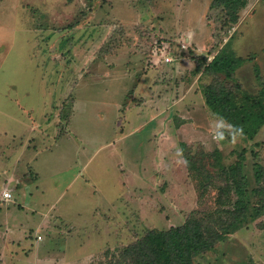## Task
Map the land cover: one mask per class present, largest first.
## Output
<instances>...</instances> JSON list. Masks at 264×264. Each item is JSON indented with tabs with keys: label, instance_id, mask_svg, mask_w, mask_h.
I'll list each match as a JSON object with an SVG mask.
<instances>
[{
	"label": "rangeland",
	"instance_id": "374dc122",
	"mask_svg": "<svg viewBox=\"0 0 264 264\" xmlns=\"http://www.w3.org/2000/svg\"><path fill=\"white\" fill-rule=\"evenodd\" d=\"M212 1H1L0 197L10 180L17 190L0 198V264H110L148 231L236 199L223 166L243 163L256 186L264 125L233 145L204 88L264 87V0L234 25ZM223 50L246 58L234 79L206 69ZM196 262L264 264V215Z\"/></svg>",
	"mask_w": 264,
	"mask_h": 264
},
{
	"label": "trees",
	"instance_id": "16d2710c",
	"mask_svg": "<svg viewBox=\"0 0 264 264\" xmlns=\"http://www.w3.org/2000/svg\"><path fill=\"white\" fill-rule=\"evenodd\" d=\"M248 1L213 0L212 7H221L227 15L224 22L234 25L239 22L240 12ZM245 60L223 50L206 69L234 79L236 70ZM204 94L208 106L230 124L242 127L249 139H253L264 125V87L258 94H251L231 92L224 85H207ZM242 165L223 166L224 174L235 178L238 195L236 199L229 195L228 202L224 201L227 202L225 204L229 203L226 207L201 216L194 212L183 224L169 229H152L126 247L120 257L110 264H197V257L215 249L217 243L228 234L264 215V187L260 185L264 166L259 162L254 163L257 184L249 189L247 177L242 174ZM231 187L230 184L222 187V193L230 194Z\"/></svg>",
	"mask_w": 264,
	"mask_h": 264
},
{
	"label": "clouds",
	"instance_id": "9594fccd",
	"mask_svg": "<svg viewBox=\"0 0 264 264\" xmlns=\"http://www.w3.org/2000/svg\"><path fill=\"white\" fill-rule=\"evenodd\" d=\"M215 115V114H213ZM216 127L219 128H228L231 129V131L226 132L228 134V136L231 139L232 144H236L237 142H239V140L244 138V130L242 127L236 126V125H232L230 124L224 117H217V124ZM213 138L214 140H216L217 142L224 140L225 137V132H218L216 134H213ZM178 163H184L186 164L187 161L186 160H181L178 161ZM5 198H8L9 193L5 192Z\"/></svg>",
	"mask_w": 264,
	"mask_h": 264
},
{
	"label": "crops",
	"instance_id": "0c3cea01",
	"mask_svg": "<svg viewBox=\"0 0 264 264\" xmlns=\"http://www.w3.org/2000/svg\"><path fill=\"white\" fill-rule=\"evenodd\" d=\"M168 51V50H167ZM153 62L156 64V65H153V66H160V65H165L166 63L165 62H159V61H157V60H153ZM41 180H43V179H41V175H40V179H39V181L37 182V186H39V187H37L36 186V188H37V190H39L40 192H42V189H41V186H40V184H38ZM13 183H14V181H8V184L6 185V187L5 188H7V189H9V190H11V192H12V194H13V197L9 200V202L11 203V202H15L14 200V191L15 190H17V189H15V187L13 186ZM31 185V184H30ZM30 185H28V186H26L25 184L23 185V188H25V190L24 191H21L20 189V191L18 190V192H20L21 194H23L24 196L25 195H29V192H30ZM33 186H35L36 185V183H35V185L34 184H32ZM31 185V186H32ZM31 194H33V191L32 192H30ZM24 204V203H23ZM22 203H21V207H22V205H23ZM18 205H20V204H18ZM26 204H25V208H26ZM20 207V206H19ZM20 207V208H21ZM37 210V209H36ZM33 222H35V221H33ZM40 224V223H39ZM15 225H17V224H15ZM15 225L13 226L12 224H11V222H10V220L8 219V217H6V229H7V231L9 230L10 232H8V233H6V236H10L12 233H13V230H14V228H15ZM38 235H40L39 233H38ZM38 235H37V238H38ZM39 260V259H38Z\"/></svg>",
	"mask_w": 264,
	"mask_h": 264
},
{
	"label": "built area",
	"instance_id": "2783aa9c",
	"mask_svg": "<svg viewBox=\"0 0 264 264\" xmlns=\"http://www.w3.org/2000/svg\"><path fill=\"white\" fill-rule=\"evenodd\" d=\"M184 45V47L185 48H187V44H183ZM168 60L170 61L171 59L170 58H168ZM5 192H7V193H9V196H8V198H5ZM13 197V194H12V192H11V190H9V189H7V188H5V189H3V191L1 192V200L2 201H9L11 198ZM42 239V236L41 235H38V240H41Z\"/></svg>",
	"mask_w": 264,
	"mask_h": 264
}]
</instances>
